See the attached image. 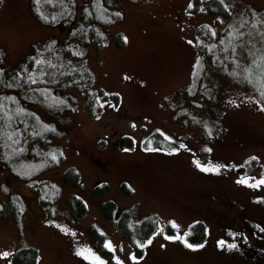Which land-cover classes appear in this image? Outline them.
<instances>
[{"label":"rangeland","instance_id":"rangeland-1","mask_svg":"<svg viewBox=\"0 0 264 264\" xmlns=\"http://www.w3.org/2000/svg\"><path fill=\"white\" fill-rule=\"evenodd\" d=\"M205 1L191 10L192 0H105L121 18L103 27L100 47L87 46L88 104L98 108L90 112L88 98L78 90L60 89L71 108L33 110L45 122L64 120V135L56 134L58 128L47 138L61 147L62 164L33 177L31 184L0 167V264H11L21 248L37 251L36 264H257L236 258L235 247H229L238 246V238L241 251L248 242L239 236L249 230L226 207L264 212L259 183L264 180V18L245 30L227 58L206 59L197 88L191 91L189 85L203 48L197 27L209 26L217 42L234 18L258 12L264 0H220L229 10L225 17L207 11ZM63 3L46 0L41 11L49 14ZM74 3V19L50 26L32 16L29 0H0L3 68L17 70L34 44L63 43L88 0ZM124 136L131 147L120 146ZM69 167L80 172L76 187L63 183ZM48 182L59 189L51 202L40 188ZM72 197L86 208L79 219ZM106 201L116 204V213L132 210L134 223L154 216V232L122 240L101 216ZM219 208L225 216L214 215ZM197 222L204 224L206 236L193 244L188 234ZM91 229L105 236L109 259L96 251ZM82 250L87 251L78 255Z\"/></svg>","mask_w":264,"mask_h":264},{"label":"trees","instance_id":"trees-1","mask_svg":"<svg viewBox=\"0 0 264 264\" xmlns=\"http://www.w3.org/2000/svg\"><path fill=\"white\" fill-rule=\"evenodd\" d=\"M44 1L46 0H29L32 16L40 23L56 26L63 21L74 19V0H64L60 6L51 7L49 14H44L41 8ZM200 4V0H192L191 10H196ZM204 4L211 14L224 17L229 14L228 8L220 0H206ZM79 15L63 43L57 44L55 40L50 39L41 44H34L32 52L17 70L6 71L3 68L5 59L4 54L0 52V167L2 165V168L5 167L27 184L32 183L33 177L60 166L64 161L61 147L47 139L52 132H57L58 128L59 131L64 128V120L61 121L59 117L45 122L34 113L33 106L47 112H59L64 109L66 111L71 108L72 103L70 104L67 94L60 92V89L77 88L83 97L88 98L87 107L90 112L98 108L94 103L88 104L91 75L86 68V48L89 43L95 48L101 46L106 38L103 27L120 19L121 12L108 8L105 0H88ZM262 18L264 8L256 13L242 12L225 27L217 42H213L209 26L199 25L196 33L203 48L196 57L189 90L197 88V81L204 71L206 59L214 62L220 57L227 58L233 45L243 37L245 30L258 24ZM117 44L122 46L120 42ZM43 56L50 60V66L45 75L34 76L41 67ZM113 97L114 101L118 98L116 95ZM154 134L160 136L159 133ZM120 146L131 147V139L124 136L120 140ZM62 180L65 185L76 187L79 185L80 172L74 167H69L63 173ZM40 188L47 201H54L58 197L59 189L53 183H44ZM99 190L96 188L94 193ZM122 191L126 195L130 193L124 184ZM71 204L74 217H83L86 208L82 200L72 197ZM116 210L114 202L106 201L100 213L105 221L113 225L122 240L132 242L136 238L149 237L154 232V216L150 215L134 223L132 210L118 213ZM2 211L0 206V212ZM90 232L96 251L103 258L109 259L112 252L104 247L105 236L95 229ZM204 238L203 223L192 224L188 241L197 244ZM140 254L141 251H138L137 255ZM37 258L35 249L21 248L13 254L11 264H36Z\"/></svg>","mask_w":264,"mask_h":264},{"label":"flooded vegetation","instance_id":"flooded-vegetation-1","mask_svg":"<svg viewBox=\"0 0 264 264\" xmlns=\"http://www.w3.org/2000/svg\"><path fill=\"white\" fill-rule=\"evenodd\" d=\"M226 208L229 211H232V214L228 215L234 217V219L239 217V220H241L245 224V227L249 230L248 235L239 236L240 238L245 237L248 242L244 248L240 247L242 249L241 251L238 250V246L243 244L238 238L236 239V242H239L238 246L235 245L238 258H240V255H242L246 256L248 261H255L257 264H264V219L261 218V214H264V212L255 207H252L251 209L248 208L244 212H242L237 206L233 205ZM221 209L222 208H219L218 211L214 213V215L217 214L220 217L225 216L224 211ZM251 211H256L257 213H252Z\"/></svg>","mask_w":264,"mask_h":264},{"label":"snow or ice","instance_id":"snow-or-ice-1","mask_svg":"<svg viewBox=\"0 0 264 264\" xmlns=\"http://www.w3.org/2000/svg\"><path fill=\"white\" fill-rule=\"evenodd\" d=\"M117 15H119V14L117 13ZM261 59L264 60V57H262ZM257 66H259V64ZM261 87H264V85H262ZM261 97L264 98V91L261 92ZM261 110L264 111V108H261ZM181 147H183V145H181ZM148 150L151 151L152 149H148ZM201 170L202 171H214V169H206V168H202ZM238 182L245 183V181H238ZM259 183L264 184V180L259 181ZM253 186H255V185H253ZM165 238L166 239H170V237H165ZM179 238L180 237H177V239H179ZM148 243H151V241H149ZM221 243H223V242H221ZM144 246H146V245H141V247H144ZM186 246L191 247V245H186ZM106 247L110 248L111 246L110 245H106ZM229 247H235V245H230ZM86 251L87 250H82L81 252H78L77 254L78 255H83L84 252H86ZM88 255H91V253H89ZM93 259H98V258L93 257ZM118 264H119V262H118Z\"/></svg>","mask_w":264,"mask_h":264},{"label":"water","instance_id":"water-1","mask_svg":"<svg viewBox=\"0 0 264 264\" xmlns=\"http://www.w3.org/2000/svg\"><path fill=\"white\" fill-rule=\"evenodd\" d=\"M48 60L46 62H43V66L42 69H40L39 71L36 72L37 75L39 74H45L47 68H48Z\"/></svg>","mask_w":264,"mask_h":264}]
</instances>
